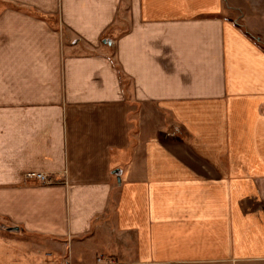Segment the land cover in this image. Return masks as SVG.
<instances>
[{"label":"crops","instance_id":"1","mask_svg":"<svg viewBox=\"0 0 264 264\" xmlns=\"http://www.w3.org/2000/svg\"><path fill=\"white\" fill-rule=\"evenodd\" d=\"M0 264H264V0H0Z\"/></svg>","mask_w":264,"mask_h":264},{"label":"built area","instance_id":"2","mask_svg":"<svg viewBox=\"0 0 264 264\" xmlns=\"http://www.w3.org/2000/svg\"><path fill=\"white\" fill-rule=\"evenodd\" d=\"M24 180H36L37 182H41V183H49L50 179L48 178V176L45 173L42 172H38V171H31L28 173H25L24 175Z\"/></svg>","mask_w":264,"mask_h":264},{"label":"rangeland","instance_id":"3","mask_svg":"<svg viewBox=\"0 0 264 264\" xmlns=\"http://www.w3.org/2000/svg\"><path fill=\"white\" fill-rule=\"evenodd\" d=\"M75 40H76V39H75ZM31 181L37 182L36 180H31Z\"/></svg>","mask_w":264,"mask_h":264}]
</instances>
